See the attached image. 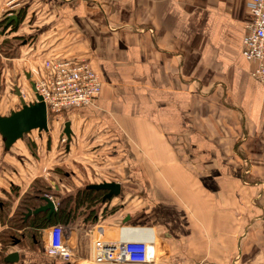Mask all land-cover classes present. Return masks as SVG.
I'll return each mask as SVG.
<instances>
[{
	"label": "crops",
	"instance_id": "0c3cea01",
	"mask_svg": "<svg viewBox=\"0 0 264 264\" xmlns=\"http://www.w3.org/2000/svg\"><path fill=\"white\" fill-rule=\"evenodd\" d=\"M21 1L15 10L23 24L10 22V38L31 34L29 41L37 40L47 58L88 59L102 87L90 104L47 112L48 130H37L33 152L22 138L6 146L0 135V182L25 191L32 172L43 177L42 167V179L51 176L43 195L56 210L66 182L76 186L73 192L120 184V193L105 201L107 191L99 190L100 209L116 205L113 212L87 216L80 208L67 226L60 224L71 249L65 262L134 264L92 261L101 227L111 242L149 232L150 264H264V87L253 78L255 63L242 44L252 19L248 0ZM33 15L39 20L29 24ZM18 26L26 33L12 31ZM30 94L26 102L35 100ZM67 121L72 136L59 153ZM46 158L82 161L83 168L72 164L61 179ZM238 161L245 164L239 175ZM83 176L90 182L79 188ZM242 177L250 183L243 186ZM141 190L147 191L146 209L126 210L121 193ZM0 194L6 196L1 188ZM0 212L5 215L2 202ZM56 223L31 242L35 249L22 243L32 241V228L8 252L18 251L22 262L64 264L42 249Z\"/></svg>",
	"mask_w": 264,
	"mask_h": 264
},
{
	"label": "built area",
	"instance_id": "2783aa9c",
	"mask_svg": "<svg viewBox=\"0 0 264 264\" xmlns=\"http://www.w3.org/2000/svg\"><path fill=\"white\" fill-rule=\"evenodd\" d=\"M248 9L252 19L247 24V33L242 44L246 57L255 63L251 73L253 78L264 87V0H248ZM14 12L13 8L6 12L5 19ZM90 65L88 59L81 57L57 56L43 60L44 72H37L33 82L47 112H59L90 104L101 94V79ZM29 74L31 78L32 72ZM60 140L62 143L66 142L64 136H61ZM102 232L101 227L96 228L91 252L92 261L134 264H150L154 261V246L149 232H140V236L122 234L120 239L114 242L104 240ZM64 234L65 228L62 225H51L48 242L42 249L46 255L65 262L71 256V249Z\"/></svg>",
	"mask_w": 264,
	"mask_h": 264
},
{
	"label": "rangeland",
	"instance_id": "374dc122",
	"mask_svg": "<svg viewBox=\"0 0 264 264\" xmlns=\"http://www.w3.org/2000/svg\"><path fill=\"white\" fill-rule=\"evenodd\" d=\"M21 4H22L21 0H0V99L2 102V104L0 103V114H2V115L3 114L9 115L10 111H15V110L20 109V104L17 101L18 97L16 95L12 94V88L14 85L17 84V86L22 90L26 99H28L31 96V94H30L31 90H30L29 82L26 79V77L24 76L22 69L23 70L28 69L29 72H32L30 79L32 81H34L35 75H37V72H40V68L42 67L43 60L45 58H47V56L49 55L47 53L45 55L44 54L39 55V52L42 49V47H39V49L37 50V47H36L38 45L36 43L37 40L31 39V41H29V37L31 36V34L28 35V33H27V35H26L25 31H27V30L20 29L22 26L21 27L18 26L17 29L14 28V29H12V31L18 32V33H23L22 31H24L25 35H23L19 38H21V39L24 38L23 41L26 42L25 45H23V46L21 45V43L23 42L21 40H16V39L14 40V39L10 38L9 35H10L11 31H9L7 27L6 28L4 27L6 25V22H5L6 20H5L4 15L6 14V12H9L12 8L13 9L19 8ZM28 8H31V7L29 6ZM38 20L39 19L35 15H33V17H31V21L29 22V24L30 23L35 24V23H37ZM21 24H23V23H20V25ZM24 27H25V25H24ZM28 32H30V31L28 30ZM4 43L8 44L9 47H8V45H5ZM48 45L49 44H47V45L45 44V48ZM10 49H12V51ZM50 55L53 56L52 53ZM48 57H50V56H48ZM24 61H25V63H24ZM23 63L25 65H28V66H26L27 69ZM17 65L19 67H17ZM17 71H18V74L16 75ZM61 119L63 120V118H61ZM61 119H60L59 126L62 124ZM49 122H50V125H52L51 124L52 118L49 119ZM61 127L62 126H60V128ZM36 132H37V130H32L31 132L25 134L22 137V140L30 146L31 152L35 151L34 146H36L37 141H36V138H34V137H36ZM57 144H58L57 145L58 152L62 153L61 150H63L62 147H63L64 143H62L61 140H59ZM47 162L51 163V165H50L51 168H54V169L59 171L60 174L58 177H60L61 179L64 178L63 173L71 170L72 164H73V166H75V165L81 166V163H83L82 161H75L76 164H74L73 163L74 161H70L71 164H69L63 160L52 161V159L46 158V164H47ZM242 162H240V161L237 162L238 175L241 171L243 174V170L245 168V164H243ZM46 166H48V168H50V166L48 164ZM81 168H83V166H81ZM40 172L43 174L41 176H43L45 178L46 175L44 174L42 167L40 169ZM39 176L40 175H38L37 171L34 174H33V172H32V174H30L29 180H31V183L29 184V187L27 189L25 188L26 189L25 191L19 190L17 192V190H18V189H16L17 186H14L11 188V186H8V185H10L9 183L6 184V181L0 182L1 190L6 193V196H4V194H0V202L5 204V215H11L10 213H12V211H13V209H11V208L14 205H17L18 203H21L22 201H24L25 198L29 197V195L32 194V192L35 191L36 188H41V189H45V190L48 189L47 186L49 184H48L47 180L50 179L51 176H47L48 179L46 178L45 180L42 179L43 177L41 178ZM91 178L94 179V177H91ZM161 179H163V177H161ZM78 180L81 184V186H79V188H81L84 184H87L90 182V179L88 178V176H83L82 179H78ZM124 180L125 181L127 180L126 176H124ZM255 182L256 181H253L252 184H254ZM28 183H29V181H28ZM128 183H132V181L128 180L127 184ZM141 183H142V185H144L147 182H144L143 180H141ZM240 183L244 186L245 184L248 185L250 182L244 180V178L242 177V179H240ZM71 187L76 189V186L66 182L65 187L63 188V192L60 195V197L62 199H66L65 203L70 202L71 198H68L69 193H71V195H72V193H74L73 190L71 189ZM136 187L138 188L139 186H136ZM77 188H78V186H77ZM130 188H133V187L130 186ZM7 189H9V192L5 191ZM247 195H248V193H246V190L244 189V192H243V189H242V192L240 193L242 200H245V197ZM120 196H121L120 197V203H122V205H124V208H126V210L129 209L131 211V210L137 209V211H142V210L146 209L145 208V205H146L145 204V198L147 197V191L145 192V191L141 190V191H136V192H133V191L132 192H126L125 194L121 193ZM5 198H7V199L5 200ZM86 205H89L88 207H90L92 205V203L89 204L88 202H85V206ZM94 208H95L94 211H90L91 208L87 209L89 211V213H87L88 214L87 216L97 214L99 212L104 214V215L109 214L110 212H113L116 209V205L115 206L110 205L106 208L100 209V204L98 205L96 203V204H94ZM70 220H71V218H70ZM7 222H8L7 217H4V216L0 217V235H2V234L8 235L9 233H13L16 236L20 235V233L19 232L17 233V231L14 229H12V231H11L10 224ZM63 223H64V221L62 222V224ZM64 225L67 226L66 223H64ZM22 243L25 246H31L32 248L35 249V245L31 244V241L29 239L22 241ZM24 245H21V246H24ZM20 263L21 264H36L35 261H30V262L23 261L22 262L21 260L14 263V264H20Z\"/></svg>",
	"mask_w": 264,
	"mask_h": 264
},
{
	"label": "water",
	"instance_id": "95a60500",
	"mask_svg": "<svg viewBox=\"0 0 264 264\" xmlns=\"http://www.w3.org/2000/svg\"><path fill=\"white\" fill-rule=\"evenodd\" d=\"M18 12V10H15L13 15L8 16L6 24L14 21L15 25H17ZM26 79L29 82L30 90L34 94L33 96L35 97V100L26 102L22 97L17 85L14 86L16 91L15 95L18 97L20 109L10 111L9 115H0V135L3 138L6 146L11 145L18 138H22L25 134L29 133L32 130H48L46 106L42 101L41 96L36 92L34 82L30 79L29 73H26ZM69 126L70 123L68 121L64 122V128L60 135V137L64 136L66 138L67 145L72 136V132ZM86 188L96 191L106 190L107 192L104 193L102 197L104 201L105 199H109L110 197L118 195V193H120V184L116 182L88 184ZM39 198L42 203L34 209H28L24 214V219H26L30 215L42 212L46 214V219L49 221L51 216L54 215L56 206L54 201L49 198V195H41ZM127 220H129V216H126L125 221ZM19 258V252L12 251L10 253L8 252V254H6L2 260L4 263L9 264L18 262ZM64 264L69 263L65 262Z\"/></svg>",
	"mask_w": 264,
	"mask_h": 264
},
{
	"label": "trees",
	"instance_id": "16d2710c",
	"mask_svg": "<svg viewBox=\"0 0 264 264\" xmlns=\"http://www.w3.org/2000/svg\"><path fill=\"white\" fill-rule=\"evenodd\" d=\"M22 18H23L22 14L17 15V25L20 23ZM5 20L7 22V19ZM4 44L8 45L6 43ZM44 192L47 191L43 189L40 191L35 190L32 192V194L29 193L30 194L29 197H26L24 201L18 203L12 215L7 217L8 218L7 223L10 224L11 231L12 229H14L18 233V230H20L21 233L20 235L17 236L13 233H9L8 235L7 234L0 235V264H8L3 262L2 260L3 257L8 253V250L11 249L10 247L15 244L16 239H19L25 232L29 233L28 230L35 228L36 234L30 232L32 236L31 242H33V240L38 242L39 241L38 235L41 233L43 228L49 225V223L51 224V222L55 223L57 221H59L60 223H56V224H62L63 221L64 223H68L70 221V218L77 213L78 209L94 208V204L96 203L99 204L101 202V198H100L101 191H95L84 188L82 190L72 193V195L69 194L68 198H71L69 203H65L66 199L60 198L59 204L57 206V210L55 211L54 215L51 216L49 221L46 219V216L43 215L45 213L42 212L34 215H30L29 217L24 219V214L28 209H34L35 207H37L42 203L39 197L43 195ZM85 202H88L89 204L92 203V205L90 207H88L89 205L85 206ZM3 215L4 212H0V217ZM4 217H6V215H4ZM9 264H14V263H9Z\"/></svg>",
	"mask_w": 264,
	"mask_h": 264
},
{
	"label": "flooded vegetation",
	"instance_id": "af4514ba",
	"mask_svg": "<svg viewBox=\"0 0 264 264\" xmlns=\"http://www.w3.org/2000/svg\"><path fill=\"white\" fill-rule=\"evenodd\" d=\"M6 22V21H5ZM10 25V23L9 24H6L4 27L6 28L7 26H9ZM8 28V27H7ZM17 85V84H16ZM16 85H14V86H16ZM14 86H13V88H12V93L13 94H15L16 93V91H15V88H14ZM18 87V86H17ZM19 88V87H18ZM19 90H20V92H21V89L19 88ZM25 100H27V99H25ZM19 101V100H18Z\"/></svg>",
	"mask_w": 264,
	"mask_h": 264
},
{
	"label": "bare ground",
	"instance_id": "6f19581e",
	"mask_svg": "<svg viewBox=\"0 0 264 264\" xmlns=\"http://www.w3.org/2000/svg\"><path fill=\"white\" fill-rule=\"evenodd\" d=\"M21 95H22V97L24 98V94H23L22 90H21ZM25 101H26V100H25Z\"/></svg>",
	"mask_w": 264,
	"mask_h": 264
}]
</instances>
